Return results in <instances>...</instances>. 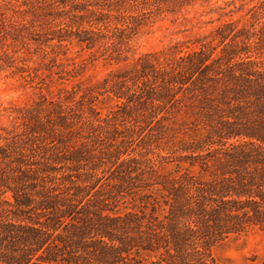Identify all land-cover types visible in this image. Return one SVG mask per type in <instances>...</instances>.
Wrapping results in <instances>:
<instances>
[{
    "label": "trees",
    "instance_id": "obj_1",
    "mask_svg": "<svg viewBox=\"0 0 264 264\" xmlns=\"http://www.w3.org/2000/svg\"><path fill=\"white\" fill-rule=\"evenodd\" d=\"M31 1L0 0V67L75 82L0 110V264H223L264 230V0ZM166 18L193 33L139 52ZM73 42L126 66L87 83Z\"/></svg>",
    "mask_w": 264,
    "mask_h": 264
},
{
    "label": "rangeland",
    "instance_id": "obj_2",
    "mask_svg": "<svg viewBox=\"0 0 264 264\" xmlns=\"http://www.w3.org/2000/svg\"><path fill=\"white\" fill-rule=\"evenodd\" d=\"M8 1L17 6L21 2L23 4L26 2L29 5L28 8L31 13L29 16L30 19L34 20V15L39 16L36 21L39 24L42 23V14H45L43 6L36 7L31 0ZM19 12V9L14 8L13 11L7 10L2 14H5L6 18L20 20L22 18V12L21 14ZM171 19L166 18L153 24L149 32L140 40L138 51L160 50L169 43L171 38L182 37L192 32H183L189 25L186 26L181 22L174 23ZM67 48L69 58L80 63L79 66L84 70L79 78L87 83H99L112 70L126 66V63L108 64L101 58L97 59L96 56L90 54L89 51L76 42L69 43ZM36 61L40 62L41 59L38 57ZM35 65L38 66V63ZM9 66L3 69L0 67V110H4L9 102H14L17 105L30 102L38 91L33 86H41L45 92L56 93L60 87L71 86L75 82L74 79L62 80L58 75H49L47 71L42 69L41 79L36 80L37 83L39 82L38 84L33 83L31 80H29L30 83H27L22 80L19 73H15V67ZM3 113L4 115L0 116V128L9 121L7 116L8 112ZM211 254L217 261L223 264L259 263L264 260V230L254 229L246 233L231 235L215 244L211 249Z\"/></svg>",
    "mask_w": 264,
    "mask_h": 264
}]
</instances>
